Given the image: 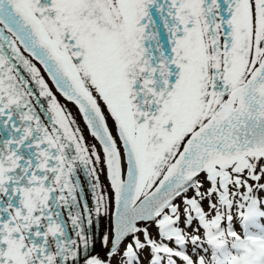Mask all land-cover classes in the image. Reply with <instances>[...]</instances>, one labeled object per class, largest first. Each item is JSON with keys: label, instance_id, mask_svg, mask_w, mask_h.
Wrapping results in <instances>:
<instances>
[{"label": "snow or ice", "instance_id": "1", "mask_svg": "<svg viewBox=\"0 0 264 264\" xmlns=\"http://www.w3.org/2000/svg\"><path fill=\"white\" fill-rule=\"evenodd\" d=\"M0 264H264V0H0Z\"/></svg>", "mask_w": 264, "mask_h": 264}, {"label": "rangeland", "instance_id": "2", "mask_svg": "<svg viewBox=\"0 0 264 264\" xmlns=\"http://www.w3.org/2000/svg\"><path fill=\"white\" fill-rule=\"evenodd\" d=\"M62 102H63V101H62ZM68 107L72 110V112H73L74 114L77 115V119H79V114L77 113L76 108H75L73 105H71V104H69ZM81 126L83 127V122H82V121H81Z\"/></svg>", "mask_w": 264, "mask_h": 264}]
</instances>
